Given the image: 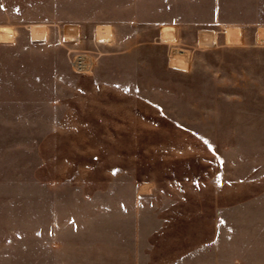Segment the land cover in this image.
<instances>
[{
  "label": "rangeland",
  "instance_id": "374dc122",
  "mask_svg": "<svg viewBox=\"0 0 264 264\" xmlns=\"http://www.w3.org/2000/svg\"><path fill=\"white\" fill-rule=\"evenodd\" d=\"M229 3L226 20L246 15ZM201 10L0 0L26 67L3 96L0 49V264H264V40L228 45L220 26L210 47L195 32L161 41L149 24ZM32 24L45 41L30 40ZM97 24L112 27L106 45ZM174 49L185 67L169 65ZM80 52L86 74L71 66Z\"/></svg>",
  "mask_w": 264,
  "mask_h": 264
},
{
  "label": "crops",
  "instance_id": "0c3cea01",
  "mask_svg": "<svg viewBox=\"0 0 264 264\" xmlns=\"http://www.w3.org/2000/svg\"><path fill=\"white\" fill-rule=\"evenodd\" d=\"M199 6H202L201 12L203 13L202 18L196 20L192 19L195 14L187 15L191 20L187 21H181L177 22L175 20H169L168 16H165L160 23H157V21H151L149 24H157L158 26V32H159V39L161 41H172L176 37V33H181V32H195L197 34V43L200 46H206L210 47L213 46L215 43V33H217V29L221 26L223 28L222 33H223V41L226 43V32L227 30H232V31H237V35L233 34L231 38L232 40L231 44H226L232 45V44H237L238 42H241L243 40L242 33H252L254 40L257 42L259 40H264V0H241L243 2V5L241 8H235L236 13L240 14L241 12L246 13V15L242 16L245 21H243V18L240 17L241 15H236L230 20H226L223 16L222 13L225 9L230 10L233 5L230 3L225 4L226 0H191ZM172 6V5H171ZM171 6L169 8H171ZM235 6V5H234ZM166 7V6H165ZM0 27H7L10 29L11 34L10 37L6 40H1L0 41V49L4 48V51L10 50L8 55H4L2 58L3 60V75H4V89H3V96H11L12 95V86L16 84V80H19V85H20V90H21V82L24 77H26V67L25 63L23 62L22 55L24 54L21 50L22 47L19 48L20 52L17 54V49H18V44L13 40L14 36V31H16L14 28L11 26H5L2 25ZM33 27H40V37L41 39H34L31 36V30ZM98 27H108L109 28V37L105 41H101L103 44H107L108 42L111 41L112 39V27L109 24H97L94 26L93 33H94V38L96 39V30ZM168 28V29H167ZM43 29V30H42ZM162 29H167L171 31V37L168 39H162L161 34H162ZM43 31V33H42ZM69 32V33H68ZM50 33L49 30L47 29L46 26H41L37 24H32L28 27V34L29 38L31 41L35 42H43L47 38V34ZM72 35H71V34ZM203 33V34H202ZM42 34V35H41ZM205 34V36H204ZM65 36L67 37L68 40L70 41H75L78 37L77 35V28L75 26L73 27H68L65 31ZM70 36V37H69ZM39 37V38H40ZM206 37V38H205ZM208 37V38H207ZM203 38V39H202ZM97 40V39H96ZM203 40V41H201ZM207 40V41H206ZM98 41V40H97ZM100 42V41H98ZM203 42V43H200ZM205 42V43H204ZM208 43V44H207ZM210 44V45H209ZM12 48L16 49V52L11 51ZM27 49V48H26ZM173 51H181L178 49H174ZM171 52V55L173 53ZM185 50H182L183 52ZM183 55H179L181 61L183 62L182 64H172L171 63V55H169V65L172 67H178V68H183L187 65V54L188 52L185 51L183 52ZM19 57V59H18ZM19 61V62H18ZM1 62V60H0ZM1 64V63H0ZM19 64V72L16 71V67L13 69L12 65ZM24 68V70H23ZM185 69V68H184ZM16 71V73H15ZM14 74V75H13ZM19 79H18V78ZM16 89V88H15ZM2 91V90H0ZM21 102V100H20Z\"/></svg>",
  "mask_w": 264,
  "mask_h": 264
},
{
  "label": "bare ground",
  "instance_id": "6f19581e",
  "mask_svg": "<svg viewBox=\"0 0 264 264\" xmlns=\"http://www.w3.org/2000/svg\"><path fill=\"white\" fill-rule=\"evenodd\" d=\"M40 28V27H39ZM38 27H33L31 30V36L34 39H41L39 33H40V29ZM168 29V28H167ZM167 29H162V34H161V38L162 39H168L171 37V31L167 30ZM43 30V29H42ZM43 33V31H42ZM69 33V32H68ZM11 31L9 28L7 27H0V40H6L10 37ZM71 34V33H70ZM203 34V33H202ZM235 34L237 35V31H232V30H227L226 32V41L227 42H232V40H234V38L232 39L231 36ZM42 35V34H41ZM72 35V34H71ZM205 36V34H204ZM40 37V38H39ZM70 37V36H69ZM109 37V28L108 27H98L96 30V39L98 41H105L107 40ZM206 38V37H205ZM208 38V37H207ZM203 39V38H202ZM264 39V38H262ZM203 41V40H201ZM207 41V40H206ZM203 43V42H200ZM205 43V42H204ZM208 44V43H207ZM210 45V44H209ZM184 53L181 51H173L172 55H171V63L172 64H182L183 62L181 61L179 55H183Z\"/></svg>",
  "mask_w": 264,
  "mask_h": 264
},
{
  "label": "built area",
  "instance_id": "2783aa9c",
  "mask_svg": "<svg viewBox=\"0 0 264 264\" xmlns=\"http://www.w3.org/2000/svg\"><path fill=\"white\" fill-rule=\"evenodd\" d=\"M93 64V57L90 52H80L73 55L71 66L74 72L86 74L90 71Z\"/></svg>",
  "mask_w": 264,
  "mask_h": 264
}]
</instances>
